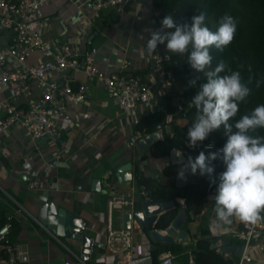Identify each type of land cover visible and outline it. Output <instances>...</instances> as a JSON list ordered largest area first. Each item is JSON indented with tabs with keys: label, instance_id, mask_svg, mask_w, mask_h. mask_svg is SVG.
<instances>
[{
	"label": "crops",
	"instance_id": "crops-1",
	"mask_svg": "<svg viewBox=\"0 0 264 264\" xmlns=\"http://www.w3.org/2000/svg\"><path fill=\"white\" fill-rule=\"evenodd\" d=\"M41 10L42 17L33 26L56 49L64 44L79 52L95 47L97 62L106 71L119 67L125 60L129 61L130 71L141 73L152 86L153 100L126 113L106 88L95 79L88 78L83 69L58 75L61 83L69 82L74 91L84 86V98L80 101L65 98L72 121L65 125L56 145H52L50 138L44 137L31 141L24 136L19 125L0 134V221L5 216H13L11 236L14 241L29 247L28 264H65L67 261L70 264H113L100 258L101 247H95L85 259L81 240L51 232L37 218L40 202L55 201L81 216L89 226L87 234L97 239L105 229V198L113 192L127 188L137 190L140 185L138 178L142 176L161 184L175 183L165 170L179 162L172 163L170 155L161 158L152 155L154 145L162 140L159 135L153 137L152 145L145 149L140 139L157 130L143 135L136 131L132 118L141 117L144 113H164L167 109L166 97L171 96L172 89L181 93L182 85L178 81L157 82L153 54L146 50L150 32L160 29L156 21L159 13L151 0H126L122 11L114 8L98 10L91 3L82 4L78 0H45ZM12 38V33L1 35L0 48L11 44ZM156 50L167 51L166 43L158 44ZM40 60L41 57L34 54L27 62L32 64ZM32 92H39L35 84L32 85ZM8 98L22 107L27 106V97H13L12 88L0 83V102ZM180 98V95L172 97L174 107ZM189 123V117L178 115L174 129H184ZM132 135L139 136L138 144L128 148L126 142ZM56 154L60 158L51 164V157H56ZM28 176L38 179L40 188L30 189L26 180ZM80 184L83 185L81 190L77 188ZM181 199L177 201L180 203ZM211 204L212 197H209L202 212L188 219L189 242L175 241L187 246L184 252L174 254L176 264L187 261L188 252L200 237L202 215ZM141 205L142 200L135 207L118 209L116 226H124V214L134 213ZM212 215L216 217L215 212ZM216 219L219 229L231 232L239 227L236 217L228 224ZM132 226L140 232V238L143 235L148 239V230L141 229L134 216ZM226 237L231 238L232 245L241 246L230 234L222 239ZM249 252L256 261L247 264H264V234L260 241L251 244ZM157 262L152 257L140 256L134 257L131 262L123 258L115 264Z\"/></svg>",
	"mask_w": 264,
	"mask_h": 264
},
{
	"label": "built area",
	"instance_id": "built-area-1",
	"mask_svg": "<svg viewBox=\"0 0 264 264\" xmlns=\"http://www.w3.org/2000/svg\"><path fill=\"white\" fill-rule=\"evenodd\" d=\"M45 0H0V36L12 33V43L0 48V83L9 85L13 90V97H27V106L18 105L12 98L0 102V134L19 125L25 137L36 141L49 137L52 145H56L62 135L65 125L72 121V116L67 107L65 98L71 97L77 101L84 98V86L74 91L69 82L62 84L58 75L77 69H83L86 76L95 79L117 100L123 112L130 113L138 105H148L153 100L152 86L144 76L138 72L130 71V62L125 60L117 68L110 71L103 70L96 59L97 48L92 47L84 52L73 50L64 44L56 49L51 41L45 39L42 33L33 26V23L42 17L41 7ZM82 4L91 3L96 9L114 8L122 11L126 0H78ZM38 54L41 60L28 63V59ZM152 58L155 62L154 72L157 82L165 84L176 81L175 68L180 65L177 59L168 51L156 50ZM56 73V74H55ZM63 75V74H62ZM39 90L33 94L32 85ZM181 97V96H180ZM165 118L158 123L155 129L164 139L166 134L175 135L174 125L177 116L188 118L189 109L183 104V97L174 112L164 110ZM140 116L132 118V124L137 125ZM139 136L132 135L126 145L133 148L138 144ZM211 145V147H208ZM213 149L212 142H199L196 149ZM177 153L184 154L185 149H194L184 139L182 145L173 148ZM57 159L60 158L56 154ZM187 176V175H186ZM30 189L40 188V181L31 176L26 177ZM83 189V185L77 186ZM152 202L145 186L139 185L138 189L127 188L113 192L106 200L105 229L97 236L98 247L103 249L100 258L118 263L123 258L131 262L134 257H151L154 244L141 236L133 227L116 226L115 217L118 209L135 207L142 199ZM181 207L186 208L185 199L180 201ZM256 223L239 220V227L235 230L219 229L215 216L210 218V231L213 236L223 237L230 234L232 238L241 243L243 251L237 257L235 264L253 263L256 260L249 252L252 243L261 240L264 234V212ZM13 216L0 225V264H28L30 251L27 245L12 239ZM89 226L82 223L81 233H87ZM78 233V232H76ZM193 248L188 252V259L183 264H197ZM217 251L224 257L234 256L224 251L222 246ZM65 264H70L69 261ZM155 264H176L172 251L164 252Z\"/></svg>",
	"mask_w": 264,
	"mask_h": 264
},
{
	"label": "clouds",
	"instance_id": "clouds-1",
	"mask_svg": "<svg viewBox=\"0 0 264 264\" xmlns=\"http://www.w3.org/2000/svg\"><path fill=\"white\" fill-rule=\"evenodd\" d=\"M135 11L140 12L139 9ZM235 31L236 20L228 13L220 17L215 31L207 26L203 11L184 24H176L174 16L168 14L163 17L160 29L150 32L146 40L147 53L153 54L158 44L166 43L168 52L186 54L191 68L206 77V81L199 84L196 79L189 81V86L198 87V90L189 102L196 109V115L187 132L188 143L195 148L221 127L227 140L215 152L205 154L201 151L194 159L189 157L177 175L186 179V173L195 175L198 172L201 176L212 177L215 171L212 161L222 160L224 170L219 174L212 201L216 217L225 224L231 223L233 217L256 223L264 212V136L254 135L258 129H264V104L230 122L238 111L239 102L249 96L251 89L243 82L239 70L229 68L224 75H218L225 70L224 62L206 71L213 59L211 49L227 47Z\"/></svg>",
	"mask_w": 264,
	"mask_h": 264
},
{
	"label": "trees",
	"instance_id": "trees-1",
	"mask_svg": "<svg viewBox=\"0 0 264 264\" xmlns=\"http://www.w3.org/2000/svg\"><path fill=\"white\" fill-rule=\"evenodd\" d=\"M159 15L157 24L161 27L163 17L168 14L174 16L176 24L190 23L191 17L203 11L206 14L207 26L215 31L218 27V22L221 16L225 13L232 15L236 20V31L232 42L222 50L215 48L211 49L213 57L212 63L207 70H214L216 65L224 62L225 70L218 75H224L230 68L239 70L241 78L251 89L249 96L242 102H239L237 113L230 118V122L239 120L243 115L250 114L257 106L264 104V0H151ZM172 54V53H171ZM180 63L175 68L176 81L182 85V92L172 89L171 96H167V111L174 112L176 107L172 105L173 96L183 97V104L189 109L190 123L184 129H175V135L166 134L164 139L158 141L152 150V155L161 158L169 156L172 149L183 144L184 139H188V129L193 124V119L196 115V109L189 105L190 100L196 94L197 88L190 87L189 81L196 79L197 83L206 81L203 73H197L187 62V56L174 55ZM77 90L76 88H74ZM165 114L162 111L154 113H144L140 117L139 123L136 125V131L143 135L151 133L155 130L158 123L162 122ZM222 129V127L220 128ZM235 131V129H233ZM254 135L264 136V129H258ZM227 136H213L212 133L202 142H212L213 149H185V162L178 165L169 166L165 172L167 175H177L179 168L185 164L189 157L193 159L201 152L205 154L215 152L223 147L226 143ZM215 171L212 177L201 176L198 172L192 175L190 172L187 176L194 178L195 182L187 186H177L175 183L161 184L157 183L150 177H140L138 182L145 186L148 195L153 203H163L173 201L175 207L169 209L159 216L156 222V228L166 230L180 208L178 198H184L186 209L193 212L194 215L199 214L205 208V204L209 201V194L216 190L219 174L224 170L223 162L220 158L212 161ZM215 212V204L212 201L211 206L203 213L202 222L200 225V237L196 240V247L193 249L197 264H235L237 257H224L223 254L217 251L219 246H224L221 237L213 236L210 231V218ZM234 218V217H233ZM232 218V219H233ZM231 219V220H232ZM7 220L5 216L0 225H3ZM214 245V248L211 246ZM187 246L180 242L173 244H162L154 242V249L151 257L155 262L158 257L167 251L175 253L184 252ZM187 257V256H186Z\"/></svg>",
	"mask_w": 264,
	"mask_h": 264
},
{
	"label": "water",
	"instance_id": "water-1",
	"mask_svg": "<svg viewBox=\"0 0 264 264\" xmlns=\"http://www.w3.org/2000/svg\"><path fill=\"white\" fill-rule=\"evenodd\" d=\"M135 127V126H133ZM160 133L158 131L153 132L151 135L140 139L141 145L146 149L150 147L153 142V137H156ZM49 138V137H44ZM175 149H172L170 153V159L172 163H183L186 160L184 154L179 155ZM57 158L51 157V164H55ZM177 186H187L188 184L194 183L195 179L186 176V179H180L178 175L171 176ZM95 183L98 184V181ZM216 190L209 194L212 197ZM107 198H105L106 202ZM175 207V202H163L153 203L147 199H142V205L136 209L134 213L127 212L124 214V227L130 228L132 226V217L134 216L138 221L141 229L148 230V239L150 241L162 244H173L176 240L188 243L190 240L189 229L187 227L188 219L193 217L194 213L189 212L186 208L180 207L177 214L170 223V226L162 231L156 228V222L160 215ZM37 218L40 222L45 225L51 232L59 236H68L82 241V253L85 259L92 254L95 247H98V243L94 237L87 233H81L80 228L84 219L81 216L76 215L74 212L66 209L59 205L57 202L52 200H41L39 205V212ZM78 232V233H76ZM214 248V245L211 246ZM224 251H228L234 256L238 257L243 251V247L232 245L230 237L224 239Z\"/></svg>",
	"mask_w": 264,
	"mask_h": 264
},
{
	"label": "rangeland",
	"instance_id": "rangeland-1",
	"mask_svg": "<svg viewBox=\"0 0 264 264\" xmlns=\"http://www.w3.org/2000/svg\"><path fill=\"white\" fill-rule=\"evenodd\" d=\"M218 131H220V132H219V136H222V135L225 134L224 131H223V129H221V130L219 129ZM212 134H213V136H218V135H217L218 132H216V131H213Z\"/></svg>",
	"mask_w": 264,
	"mask_h": 264
}]
</instances>
